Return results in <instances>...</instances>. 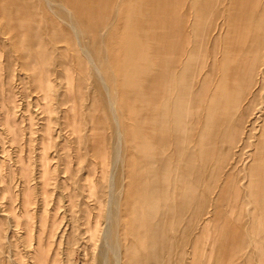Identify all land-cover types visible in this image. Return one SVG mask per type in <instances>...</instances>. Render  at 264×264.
<instances>
[{
  "label": "rangeland",
  "instance_id": "374dc122",
  "mask_svg": "<svg viewBox=\"0 0 264 264\" xmlns=\"http://www.w3.org/2000/svg\"><path fill=\"white\" fill-rule=\"evenodd\" d=\"M32 1L0 0V264H116L108 223L119 264L134 263L132 239L155 247L156 264H264V189L248 184L264 170L252 160L264 141V0H62L92 56L101 45L118 56L100 72ZM135 151L151 161L130 177Z\"/></svg>",
  "mask_w": 264,
  "mask_h": 264
},
{
  "label": "bare ground",
  "instance_id": "6f19581e",
  "mask_svg": "<svg viewBox=\"0 0 264 264\" xmlns=\"http://www.w3.org/2000/svg\"><path fill=\"white\" fill-rule=\"evenodd\" d=\"M21 1V4L20 3H18L17 4V10L19 9V11L20 10H23V11H26L27 10V6H26V1H32V0H20ZM37 1H39V0H37ZM33 2V1H32ZM43 2H44V5H45V7H46V10H51L52 11V13L53 14H50L52 17H50L49 18V22H50V24H52V26L54 25L55 26V28H60L61 30L63 29V28H61V27H58L57 26V24H56V20L58 19L59 21H61V22H65L68 26H69V28L71 29V31H72V34L76 37V40H77V42H78V46H79V48H80V50H82V52L86 55V58H87V60H88V62L92 65V67L93 68H95L96 70H98V72H100L99 70H100V68L101 67H107V66H111L112 67V65L113 64H118V62H119V58H117L116 56H114L113 58H109V57H107L108 55H106L105 56V53H104V50H103V48H102V45H101V48H100V50H99V53H98V55H97V59L95 58V57H93L92 56V54L90 53V51L87 49V47H86V45L85 44H83L82 42H81V37H80V34H82V31L78 28V26L76 25V22L73 20V18H72V15H71V11L69 10V8H68V6H67V4L64 2V1H62V0H43ZM191 2V1H190ZM39 3H40V1H39ZM58 5V8L56 7ZM55 6V7H54ZM191 7H192V5H191ZM39 9H40V7H39ZM192 9V8H191ZM117 10V9H116ZM42 12V11H41ZM115 14H116V12H115ZM31 16H32V14H30ZM117 16V15H116ZM43 18V17H42ZM57 18V19H56ZM3 22V21H2ZM9 22V21H8ZM22 22V21H21ZM31 22H32V20H31ZM20 23V22H19ZM22 23H25V22H22ZM38 23V22H37ZM110 25V24H109ZM0 26H1V24H0ZM8 26V25H7ZM0 28H2V26L0 27ZM106 28H108V27H106ZM47 29V28H46ZM189 31H190V29H189ZM0 32H1V29H0ZM6 32V31H5ZM47 33V32H46ZM105 33V32H104ZM0 34H2V33H0ZM7 34V33H6ZM3 35V34H2ZM105 35V34H104ZM191 35V34H190ZM192 37V36H191ZM118 38V37H117ZM2 39V38H1ZM192 39V38H191ZM3 40V39H2ZM104 42V41H103ZM102 42V43H103ZM2 43V42H1ZM13 43V42H12ZM55 44V43H54ZM1 45V44H0ZM191 46V45H190ZM2 48V47H1ZM107 48V47H106ZM195 49V48H194ZM47 50V49H46ZM60 51V50H59ZM107 51H108V49H107ZM106 51V52H107ZM133 53V52H132ZM107 54H109V53H107ZM124 56V55H123ZM125 59H127V58H125ZM153 61V60H152ZM130 62V61H129ZM127 64H128V61H127ZM110 67V68H111ZM127 67V70H128V67L130 68V66H129V64L126 66ZM126 67H124V68H126ZM158 69V68H157ZM112 71H113V68L111 69ZM125 70V69H124ZM95 71V70H94ZM111 71V72H112ZM121 71H122V69H121ZM168 71V70H167ZM113 72H115V71H113ZM132 72V71H131ZM91 73V72H90ZM99 74V73H98ZM116 74V73H115ZM149 74V73H148ZM147 74V75H148ZM261 74H262V72H261ZM100 75V74H99ZM150 75V74H149ZM148 75V76H149ZM96 76V75H95ZM117 75H115V77H116ZM101 77V76H100ZM169 77V76H168ZM100 79V78H99ZM98 79V80H99ZM96 81V80H95ZM117 80H115V82H116ZM124 81V80H123ZM133 81V80H132ZM113 82V81H112ZM136 82V81H135ZM138 82V81H137ZM259 82H260V80H259ZM92 83V82H91ZM102 83V82H101ZM103 83H104V81H103ZM117 83V82H116ZM116 83H115V85H116ZM108 84V83H107ZM113 84V83H112ZM107 87H108V85H106ZM93 87V86H92ZM104 87V86H103ZM106 87V88H107ZM118 87V86H117ZM105 88V87H104ZM116 88L114 87V90H115ZM104 90H107V89H104ZM93 91V90H92ZM111 91V90H110ZM116 91V90H115ZM114 91V92H115ZM112 92V91H111ZM111 92H107V96H108V93H111ZM117 92V91H116ZM115 92V93H116ZM119 92V91H118ZM114 93V94H115ZM143 93V92H142ZM118 94V93H117ZM145 94V93H144ZM143 94V95H144ZM93 95H94V93H93ZM91 96V95H90ZM112 96L114 97L115 95H113V92H112V95H111V98H109V100L107 101V107H108V109H109V114H110V118H111V120L112 121H114L115 123H114V133H115V138H116V143L117 144H114V147H113V158H114V160H117L119 157H120V152H119V142H120V139H121V131L118 129V126H117V122H116V118H115V113H114V111H113V106H114V101L112 100L113 98H112ZM173 96V95H172ZM92 97V96H91ZM117 97H118V95H117ZM116 98V97H115ZM119 104V103H118ZM104 105V104H103ZM181 106V105H180ZM181 108V107H180ZM122 110V109H121ZM182 110V109H181ZM123 111V110H122ZM257 114L255 115V117H258V116H260V114L261 113H263L264 111H263V108H262V106H259L258 108H257ZM124 114H125V112H123ZM116 115H118V114H116ZM122 115V114H121ZM178 116V115H177ZM117 117V116H116ZM126 118V117H125ZM118 119V118H117ZM144 121V123H147L145 126H147L148 127V121H146V118L143 120ZM138 124V123H137ZM136 124V125H137ZM164 124V123H163ZM180 124V123H179ZM186 125V124H185ZM122 126H123V124H122ZM138 126V125H137ZM128 127V126H127ZM131 127V130L133 131V133H136V134H138L137 136H136V140H135V143H134V146H135V149H136V151L138 150V149H141V148H143L144 147V145H143V143H142V141H141V136H142V134L140 133V132H137L136 131V126H134V125H132V126H130ZM172 127V126H171ZM186 127V126H185ZM152 128V127H151ZM192 128V127H191ZM150 130V129H149ZM189 132V131H188ZM109 133V132H108ZM185 133V132H184ZM146 134H148V133H146ZM110 135V134H109ZM123 136V135H122ZM144 136V135H143ZM146 137V136H145ZM154 137V136H153ZM161 137V136H160ZM259 137H261L262 138V132H261V134L259 135ZM122 138H124V137H122ZM150 138V137H149ZM125 140V139H124ZM124 140H123V142H124ZM150 140H151V138H150ZM259 140V139H258ZM126 141V140H125ZM153 142V141H152ZM185 142V141H184ZM263 142V143H262ZM186 143V142H185ZM194 143V142H193ZM126 144H127V142H126ZM258 144L259 145H257V147H255V150H254V152H253V156H252V160L254 161V163L255 164H257V163H260V162H262V161H264V141H262V139L261 140H259L258 141ZM125 145V144H124ZM155 145V144H154ZM240 146V145H239ZM123 147H127V146H123ZM124 151V150H123ZM135 151V153L133 152V155H132V157H130V163H129V167H130V169H129V176L131 177V176H133L134 175V173L135 172H137V169L139 168V166L137 165V163H136V161H138V162H140L141 164H143V165H145V164H148L150 161H151V159H150V155L149 154H145L146 156H144L143 158L144 159H142L141 157H140V155L137 153ZM195 151V150H194ZM126 153V152H125ZM153 153H154V151H153ZM159 153V152H158ZM178 153V152H177ZM123 154H124V152H123ZM125 155V154H124ZM156 156V155H155ZM165 157H166V155H164ZM250 156H251V154H250ZM122 157V156H121ZM174 157V156H173ZM245 157V156H244ZM139 158V159H138ZM200 158L201 157H199V160H200ZM125 159V158H124ZM197 159V158H196ZM249 159V158H248ZM173 160V159H172ZM171 160V161H172ZM244 160V159H243ZM250 160V159H249ZM249 160H247V161H249ZM122 161H123V159H122ZM170 161V162H171ZM114 162V161H113ZM179 162V161H178ZM187 162V161H186ZM189 162V161H188ZM110 163V162H109ZM245 163V162H244ZM123 165L122 166H124V161H123V163H122ZM191 164V163H190ZM242 164V163H241ZM111 165H112V163H111ZM110 165V166H111ZM137 165V166H136ZM155 165V164H154ZM202 165V164H201ZM113 166V165H112ZM165 166V165H164ZM228 166H230V165H228ZM227 166V167H228ZM114 167V166H113ZM112 167V168H113ZM123 168V167H122ZM121 168V169H122ZM150 168V167H149ZM179 168V167H178ZM238 168V167H237ZM245 168V167H244ZM189 169H191V168H189ZM187 170V171H189V172H191V170ZM196 169V168H195ZM228 169V168H227ZM124 169H122V171H123ZM155 169H153V171H154ZM159 170V169H158ZM116 171V170H115ZM148 171H150V170H148ZM111 172V171H110ZM113 172V171H112ZM111 172V173H112ZM145 172V171H144ZM185 172V171H184ZM195 172V171H194ZM197 172V171H196ZM261 172V174H260V178L261 179H259V178H255L254 180H252L251 181V179H249V181H248V184H259V185H261V189H264V170L263 169H259V171H255V173L258 175V173H260ZM110 173V174H111ZM123 173H125V172H123ZM187 173V172H186ZM115 174V173H114ZM135 174H137V173H135ZM224 174V173H223ZM222 174V175H223ZM122 175V174H121ZM138 175V174H137ZM194 176V179H195V175H196V173H194L193 174ZM114 176V175H113ZM125 176V175H124ZM139 176V175H138ZM153 176V175H152ZM197 176V175H196ZM226 176V175H225ZM233 176V175H232ZM123 177V176H122ZM121 177V178H122ZM150 177V176H149ZM186 177H188V176H186ZM192 176H190V177H188V178H191ZM212 177V176H211ZM224 177V176H223ZM112 177H110V179H111ZM114 178V177H113ZM112 178V179H113ZM124 178V177H123ZM154 178H155V176H154ZM199 178H200V176H199ZM222 178V177H221ZM247 178V177H246ZM115 179V178H114ZM224 179V178H223ZM123 180V182L122 183H125L124 182V179H122ZM169 180V179H168ZM175 180V179H174ZM193 180V179H192ZM196 180V179H195ZM194 180V181H195ZM135 181V179L133 178V179H131V181L129 182V188H128V191L129 192H131V193H136L137 194V196H139V188L138 187H136L135 185H136V182H134ZM194 181H191V182H194ZM235 181V180H234ZM113 182H114V180H113ZM171 182V181H170ZM196 182V181H195ZM243 182H244V180H243ZM172 183V182H171ZM245 183V182H244ZM230 184V183H229ZM228 184V185H229ZM122 185H124V184H122ZM122 185H121V190L120 189H118V190H120V191H122ZM187 185V184H186ZM111 186H112V184H111ZM251 186V185H250ZM109 187H110V185H109ZM177 187V186H176ZM175 187V188H176ZM263 187V188H262ZM110 188H112V187H110ZM110 188H108V189H110ZM169 188H171V186L169 187ZM174 188V189H175ZM199 188V187H198ZM113 189H114V187H113ZM113 189H110V190H112V191H115V190H113ZM141 189H143V188H141ZM195 189H196V187H195ZM227 190V189H226ZM126 191V190H125ZM217 191V190H216ZM110 192V191H109ZM117 192V191H116ZM168 192H170L169 190H168ZM174 192H175V190H174ZM195 192H197V191H195ZM257 191H254V194L256 193ZM110 193H112V192H110ZM118 193V192H117ZM116 193V194H117ZM158 193H160L159 191H158ZM194 193V192H193ZM192 193V194H193ZM216 193V192H215ZM214 193V194H215ZM245 193H247V192H245ZM244 193V194H245ZM109 194V193H108ZM122 194V193H121ZM170 194V193H169ZM196 195H197V193H195ZM260 194V193H259ZM115 195V194H114ZM160 195V194H159ZM195 195V196H196ZM246 195V194H245ZM245 195H244V197H245ZM113 196V195H112ZM111 196V197H112ZM122 196V195H121ZM136 196V197H137ZM153 196V195H152ZM201 196H202V194H201ZM261 196L264 198V195L263 194H261ZM111 197H109L110 199H111ZM114 197V196H113ZM115 197H116V195H115ZM159 197H161V196H159ZM193 197L194 196H192V200L194 201V199H193ZM197 197V196H196ZM259 197V196H258ZM109 198H107V199H109ZM199 198V197H198ZM117 199V198H116ZM115 199V200H116ZM144 200V198L142 197L140 200ZM241 199V198H240ZM156 200V199H155ZM199 200V199H198ZM243 200H245V199H243ZM112 201V200H111ZM110 201V202H111ZM127 201V200H126ZM125 201V202H126ZM145 201V200H144ZM162 201H164L163 199H162ZM158 202L159 204H164L163 202ZM192 201V202H193ZM115 202V204H116V201H114ZM142 203H143V201H141ZM152 202V201H151ZM164 202H166V201H164ZM187 202H189V200H187ZM106 203V202H105ZM108 203V202H107ZM119 203V204H118ZM117 203V206L118 205H120V202H118ZM153 203V202H152ZM146 204V203H145ZM193 204V203H192ZM191 204V205H192ZM160 205V206H161ZM190 205V204H189ZM107 206H108V204H107ZM111 206V205H110ZM117 206H116V208H117ZM134 206V205H133ZM149 206V205H148ZM167 207V206H166ZM166 207H165V211H166ZM111 208V207H110ZM119 208V207H118ZM117 208V210H119ZM141 208V207H140ZM154 208H156V207H154ZM113 209V208H112ZM109 210V209H108ZM108 210H107V212H106V214H107V220H109L110 221V223L111 222H115V224L117 223V221H118V218H117V216H116V214L118 213L117 211V213L115 214V215H113V213H110V211L108 212ZM136 209H134V208H130L129 210H127L128 211V214H130V217L132 218V219H134L137 215H136V211H135ZM151 210V209H150ZM149 210V211H150ZM153 210V209H152ZM163 210V209H162ZM173 210V209H172ZM120 211V210H119ZM161 211V210H160ZM169 211V210H168ZM151 212V211H150ZM153 212V211H152ZM152 212H151V214H152ZM138 213V212H137ZM161 213V212H160ZM177 213V212H176ZM180 213V212H179ZM120 214V213H119ZM150 214V215H151ZM193 214V213H192ZM118 215V214H117ZM121 215V214H120ZM119 215V216H120ZM161 215H162V213H161ZM168 215L169 214H167V217L166 218H168ZM118 216V217H119ZM117 218V219H116ZM178 218V217H177ZM180 218V217H179ZM122 219V218H121ZM153 219H154V217H153ZM158 219V218H157ZM156 220V219H155ZM154 220V221H155ZM168 220V219H167ZM166 220V222H165V225H166V223L168 222ZM169 220H171V218H169ZM178 220H180V219H178ZM153 221V220H152ZM118 222H120V221H118ZM175 222V221H174ZM189 222V221H188ZM208 222V221H207ZM169 223H172L171 221L169 222ZM132 224H134V223H132ZM158 223H156L155 225L153 224L152 226H155L156 227V225H157ZM116 225H118V223L116 224ZM116 225H115V228H116ZM120 225V224H119ZM118 225V226H119ZM167 225H168V223H167ZM171 225V224H170ZM103 226V225H102ZM107 226V225H106ZM105 225H104V227H106ZM111 226V225H110ZM109 226V223H108V226L106 227V228H104V229H102V236H101V241L107 246V249H109L110 251H112L113 252V256H114V258H115V263L116 264H119L118 262H120L119 261V259H118V252H117V250H119V248H120V246L118 245H116V241H117V239H116V241H115V239L112 237V233L114 232L115 233V231H117V230H115L114 231V229L113 228H111ZM169 226V225H168ZM258 226V225H257ZM259 226H261V225H259ZM154 227V228H155ZM158 227V226H157ZM167 227V226H166ZM165 227V228H166ZM96 228V227H95ZM118 228V227H117ZM116 228V229H117ZM148 228V227H147ZM149 228H150V224H149ZM164 228V229H165ZM167 229V228H166ZM165 229V230H166ZM96 230V229H95ZM94 230V231H95ZM119 230V229H118ZM155 230H156V228H155ZM154 230V231H155ZM125 231V230H124ZM148 231H149V229H148ZM160 231H162V230H160ZM96 232V231H95ZM101 232V231H100ZM156 232V231H155ZM166 232V231H165ZM164 232V233H165ZM168 232V231H167ZM172 232V231H171ZM264 232V231H263ZM93 233V232H92ZM118 233V232H117ZM116 233V234H117ZM132 232L131 231H129V230H127L126 231V233H125V237H126V239L130 242V240H131V234ZM147 233H149V232H147ZM152 233V231L150 230V234ZM163 233V234H164ZM260 234H262V233H260ZM93 235V234H92ZM118 235H119V233H118ZM118 235H117V238H118ZM144 235V234H143ZM168 235V234H167ZM95 236V235H94ZM137 236V235H136ZM156 236H157V234H156ZM258 237V236H257ZM155 238V237H154ZM157 238V237H156ZM91 239H93V238H91ZM121 239V238H120ZM147 239V238H146ZM153 239V238H152ZM122 240V239H121ZM127 240H124L125 241V243H126V241ZM144 240V239H143ZM148 241V240H147ZM153 241V240H152ZM255 241H257V240H255ZM118 242V241H117ZM258 242L260 243V240H258ZM262 242V241H261ZM255 243V242H254ZM119 244V243H118ZM261 244V243H260ZM142 245V244H141ZM141 245L139 246V244L138 243H136L133 239H132V241H131V243L130 244H128V245H126L125 246V251H128V252H130L131 254H133L134 255V258L135 259H133L134 260V263L133 264H139V263H141V261H142V255L144 254V252L146 253V255H145V259H143V260H145V264H156V252H155V247H153V246H151L150 247V245H149V248L148 247H143V248H141ZM246 246H247V244H246ZM251 246V245H250ZM262 246H263V244H262ZM122 247V246H121ZM163 247V246H162ZM123 248V247H122ZM121 248V249H122ZM224 248H226V247H224ZM264 248V247H263ZM121 249L119 250V252L121 251ZM224 250V249H223ZM261 250H262V247H261ZM96 253V252H95ZM121 253V252H120ZM223 253H224V251H223ZM127 254V253H126ZM223 255V254H222ZM246 256H247V254H245ZM105 256H107V255H105ZM121 256V255H120ZM226 256V255H225ZM261 256V255H260ZM95 257V256H94ZM92 259V258H91ZM90 259V260H91ZM124 259V261H125V257L123 258ZM126 261H128V260H126ZM94 262H96V261H94ZM94 262H93V264H94ZM122 262V261H121ZM129 262V261H128ZM168 263H169V261H168ZM168 263H166V264H168ZM264 263V262H263ZM98 264H107V262L106 261H101V262H99ZM260 264H262V263H260Z\"/></svg>",
  "mask_w": 264,
  "mask_h": 264
}]
</instances>
